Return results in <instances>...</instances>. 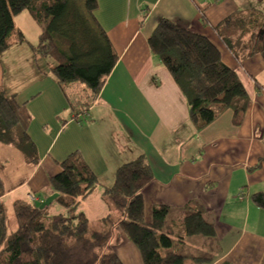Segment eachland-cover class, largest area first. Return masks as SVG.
Segmentation results:
<instances>
[{"label": "crops", "instance_id": "0c3cea01", "mask_svg": "<svg viewBox=\"0 0 264 264\" xmlns=\"http://www.w3.org/2000/svg\"><path fill=\"white\" fill-rule=\"evenodd\" d=\"M95 2L93 18L117 58L85 114L74 117L69 92H63L50 74L52 60L35 58L18 43L0 55L1 92L26 104L31 118L27 136L38 157L32 168L22 163L20 180L8 185L2 181V201L6 205L12 200L9 208L16 200L31 206L43 202L53 194L50 177L72 154L106 188L121 165L143 156L152 175L142 191L146 220L150 209L160 205L168 208L170 224L181 217L186 204L197 203L214 229L211 238L195 236L208 253L199 252L205 264H264V209L251 201L253 195L264 196V164L256 167L264 156V64L256 56L239 68L213 31L234 13L263 12L264 0ZM159 20L205 37L241 81L247 76L262 87L244 83L248 105L238 126L226 110L195 130L186 99L147 47ZM13 24L27 43H36L40 31L26 12L15 16ZM113 251L121 264H142L138 251L123 237Z\"/></svg>", "mask_w": 264, "mask_h": 264}, {"label": "trees", "instance_id": "16d2710c", "mask_svg": "<svg viewBox=\"0 0 264 264\" xmlns=\"http://www.w3.org/2000/svg\"><path fill=\"white\" fill-rule=\"evenodd\" d=\"M95 10V0H0V55L18 43L35 58L52 60L55 66L50 74L63 92H69L67 100L75 118L86 113L117 58L93 18ZM21 12L40 31L33 45L13 24ZM213 31L239 68L256 56L264 64V12L234 13ZM147 47L186 99L195 130L204 129L226 110L232 112L233 125L240 124L248 105L245 84L238 72L221 62L219 52L205 37L159 20ZM254 83L258 90L262 88ZM30 121L26 104H17L0 89V146L16 150L23 164L32 168L38 157L27 136ZM262 164L264 156L256 167ZM3 168L0 162V173ZM58 169L48 181L51 192L58 195L52 204L38 211L40 205L16 200L10 205L11 217L2 201L5 193L0 179V264H121L113 251L121 237L135 247L142 264H184L187 259L206 263L201 257L174 253L182 251L190 237H213V226L204 220L199 204H186L181 217L170 224H166L165 206H153L148 220L144 217L142 191L151 184L152 175L143 156L121 165L111 186L102 187L101 201L117 214L113 222L101 220L102 227L95 232L77 208L101 184L76 154L59 163ZM251 201L264 209L263 195H253ZM55 207L59 211L51 213ZM166 250L172 252L162 255Z\"/></svg>", "mask_w": 264, "mask_h": 264}, {"label": "rangeland", "instance_id": "374dc122", "mask_svg": "<svg viewBox=\"0 0 264 264\" xmlns=\"http://www.w3.org/2000/svg\"><path fill=\"white\" fill-rule=\"evenodd\" d=\"M245 80L246 81L243 80L241 82L243 83L249 82L255 86L254 81L252 79L249 80L247 76L245 77ZM0 162H3V166H4L2 172L0 173V179L2 181L3 180L5 181V185H8L9 183L13 184L14 182L20 180L23 177V173L25 172V169L24 167H22V163H23L22 157L13 148L0 146ZM12 174H16V175L13 178H11L10 175ZM102 190H104L102 187H97L95 191L87 198V200L83 201L81 205L77 208V212L82 213L85 216L87 220L88 228L93 232L100 231V228L102 227L101 220L105 218H109V220L113 222L116 219L115 215L117 214V212L114 209V207H112L108 202L101 203L99 199L100 194H102ZM41 200H43V198H41ZM11 201L10 200L6 201L7 202L6 207L8 208L9 217H11V209L9 208V203ZM43 202H41L40 204H42ZM38 204H34L33 206L38 207L40 205ZM107 227H105V229ZM194 240H198L197 237H190L186 239V243L182 251L180 250L174 253H177V255H181L184 257H193V258L205 257V256H200L201 254H199V252L202 251V249H205V246L201 245L200 243ZM195 251L197 252L194 253ZM167 252H172V251L171 250L162 251V255H164ZM205 254H208L207 251L203 252V255ZM184 264H193V262H190L189 259H187L185 260Z\"/></svg>", "mask_w": 264, "mask_h": 264}, {"label": "water", "instance_id": "95a60500", "mask_svg": "<svg viewBox=\"0 0 264 264\" xmlns=\"http://www.w3.org/2000/svg\"><path fill=\"white\" fill-rule=\"evenodd\" d=\"M57 197V194H52L51 196L46 198L45 201L38 207V211H42L44 208L49 207Z\"/></svg>", "mask_w": 264, "mask_h": 264}, {"label": "built area", "instance_id": "2783aa9c", "mask_svg": "<svg viewBox=\"0 0 264 264\" xmlns=\"http://www.w3.org/2000/svg\"><path fill=\"white\" fill-rule=\"evenodd\" d=\"M208 1V0H205ZM29 200L33 201V197H31ZM237 200L241 201L242 200V196L241 195H237Z\"/></svg>", "mask_w": 264, "mask_h": 264}]
</instances>
